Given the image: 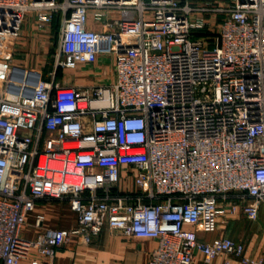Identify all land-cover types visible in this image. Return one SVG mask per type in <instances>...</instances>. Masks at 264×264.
<instances>
[{
	"label": "built area",
	"instance_id": "2783aa9c",
	"mask_svg": "<svg viewBox=\"0 0 264 264\" xmlns=\"http://www.w3.org/2000/svg\"><path fill=\"white\" fill-rule=\"evenodd\" d=\"M29 12L59 18L48 78L12 64ZM100 59L114 81L58 77ZM0 60L2 264H56L104 229L157 239L149 264L263 263L200 232L264 204V0H0ZM42 200L69 202L77 225L23 235Z\"/></svg>",
	"mask_w": 264,
	"mask_h": 264
},
{
	"label": "crops",
	"instance_id": "0c3cea01",
	"mask_svg": "<svg viewBox=\"0 0 264 264\" xmlns=\"http://www.w3.org/2000/svg\"><path fill=\"white\" fill-rule=\"evenodd\" d=\"M37 17L29 12L17 39L16 52L12 64L29 67L26 63H34L30 58L43 52L48 58V48L52 37V26L37 30ZM98 28L99 25L92 23ZM59 30V27L57 28ZM25 55L28 57H25ZM30 56V58H29ZM53 60V59H52ZM45 62V61H44ZM53 62V61H52ZM2 63L6 64L4 61ZM35 68V67H30ZM39 69V68H36ZM43 70V69H42ZM5 65L0 60V75H4ZM48 78L49 72H46ZM59 79L69 86H88L115 80V70L111 62L100 59L93 65H80L76 68L63 69ZM42 220L37 224V219ZM78 214L67 201H39L36 209L28 216L23 228V235L35 238L49 227L69 228L77 225ZM231 236L244 242L246 252L264 264V204L259 216L248 219L244 213L228 214L218 219V228L212 232H200V236L213 240L218 236ZM155 238L137 237L121 232L104 229L98 235L85 242H70L61 247L56 256V264H149L152 250L157 246ZM42 257L34 253L21 264H40ZM0 264L2 261L0 260ZM192 264H245L230 255H220L208 262L202 253H198Z\"/></svg>",
	"mask_w": 264,
	"mask_h": 264
},
{
	"label": "rangeland",
	"instance_id": "374dc122",
	"mask_svg": "<svg viewBox=\"0 0 264 264\" xmlns=\"http://www.w3.org/2000/svg\"><path fill=\"white\" fill-rule=\"evenodd\" d=\"M35 13V12H33ZM36 15V13H35ZM37 17V16H36ZM27 20V18H26ZM25 24V23H24ZM52 27V31H51V34H52V37H51V41H50V46L48 48V58L45 59V55L43 52H40V53H37L36 55L32 56L30 58V61H33L34 60V63L30 62V63H26V65H28L29 67H35V68H39V69H43V71H50L51 70V66H52V59H53V55H54V52H55V48L58 44V41H59V30L57 29V26H56V23H54L53 25H51ZM36 28L37 30H44L46 28H41L39 27V23L38 21L36 22ZM25 57H28V55ZM33 59V60H32ZM45 61V62H44ZM1 64L5 65V69H6V64L2 63L1 61ZM80 66V65H79ZM4 74H5V71H4ZM3 76L4 75H0V87L2 86L3 84Z\"/></svg>",
	"mask_w": 264,
	"mask_h": 264
},
{
	"label": "trees",
	"instance_id": "16d2710c",
	"mask_svg": "<svg viewBox=\"0 0 264 264\" xmlns=\"http://www.w3.org/2000/svg\"><path fill=\"white\" fill-rule=\"evenodd\" d=\"M54 23H56V26H57V28L59 27V18H56V20L54 21ZM51 68H52V66H51ZM62 68H59L58 69V71H57V74H58V76L60 75V73L62 72ZM46 72H48V71H46Z\"/></svg>",
	"mask_w": 264,
	"mask_h": 264
}]
</instances>
